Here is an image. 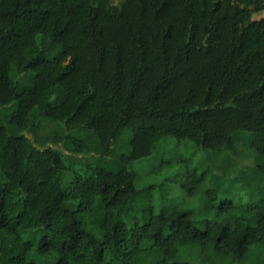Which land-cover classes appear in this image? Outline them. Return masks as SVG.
Instances as JSON below:
<instances>
[{
    "label": "trees",
    "instance_id": "trees-1",
    "mask_svg": "<svg viewBox=\"0 0 264 264\" xmlns=\"http://www.w3.org/2000/svg\"><path fill=\"white\" fill-rule=\"evenodd\" d=\"M262 9L0 0V264H242L261 250Z\"/></svg>",
    "mask_w": 264,
    "mask_h": 264
},
{
    "label": "rangeland",
    "instance_id": "rangeland-1",
    "mask_svg": "<svg viewBox=\"0 0 264 264\" xmlns=\"http://www.w3.org/2000/svg\"><path fill=\"white\" fill-rule=\"evenodd\" d=\"M111 2L113 4H119L121 2V0H111ZM254 18H258V17H261V16H264V9L258 11V12H255L253 13L252 15ZM52 126L53 123H52ZM49 130V129H48ZM46 130V131H48ZM130 136V132H129V129H124L123 131V134H122V141L124 140L125 142L128 141V138ZM253 136V133L251 132H241L238 136V140H236V143H238L239 146H246L247 148L250 149L249 147V140L251 139V137ZM184 146V143L183 141H181L178 145H176L175 147H178L179 150H181L180 154H182L184 157H191L192 159L191 160H195L199 154L197 152H191V148H186V147H182ZM58 148L62 149V145H60V143H58ZM169 148V147H168ZM246 150L242 149V153L244 152L245 153ZM232 154V153H230ZM161 154L159 153H155V154H152L146 158H144L141 162H138L136 163V168H138V171L140 173H143L145 169L149 168L150 166L152 165H157L158 163H160L161 161H164V160H168L170 159V155L169 153L167 154H164V156H160ZM232 156V155H231ZM250 156L247 157V156H239V160H238V163L240 165L242 164H246V163H249L250 162ZM221 159H218V161L220 162ZM204 162H205V159H204ZM143 163H146V164H143ZM168 175V172H162L160 173L156 178V179H160V178H163V177H166ZM142 177H144L142 180H139V178H137L136 180V184L138 187H140L141 184H145L147 182H150L152 179H149L147 177V175L143 174ZM159 183V181H158ZM148 192H150L152 194V196L156 197L155 199L158 201V197L161 196V193H165L164 191H160L159 188H155L153 189L152 191L150 190H146ZM148 192H144L142 194V197L143 199H145L147 196H149ZM242 264H264V247L261 248V250L259 249V251L257 252L256 250L250 255L249 258H247V260H245Z\"/></svg>",
    "mask_w": 264,
    "mask_h": 264
}]
</instances>
